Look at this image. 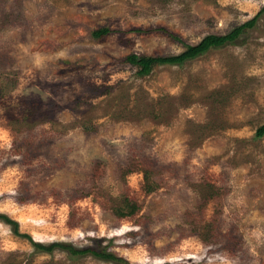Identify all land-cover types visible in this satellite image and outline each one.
Listing matches in <instances>:
<instances>
[{"label":"rangeland","instance_id":"1","mask_svg":"<svg viewBox=\"0 0 264 264\" xmlns=\"http://www.w3.org/2000/svg\"><path fill=\"white\" fill-rule=\"evenodd\" d=\"M264 0H0V264H264ZM254 20L234 43L146 75ZM109 33L93 38L92 32Z\"/></svg>","mask_w":264,"mask_h":264},{"label":"trees","instance_id":"2","mask_svg":"<svg viewBox=\"0 0 264 264\" xmlns=\"http://www.w3.org/2000/svg\"><path fill=\"white\" fill-rule=\"evenodd\" d=\"M264 10V7H263ZM254 20H250L241 26L234 28L231 32L223 36L208 35L205 36L197 45L188 46L187 49L179 55L170 56L167 58H150L145 56L130 55L127 60L131 64H135L139 67L138 74L146 75L151 71V68L156 64H172L180 65L183 62L196 58L197 56L207 52L210 48H218L224 45L234 43L235 40L242 34H245L250 28L254 25ZM109 33L107 28H101L97 31L92 32L93 38H100ZM255 135L257 137L264 136V124L256 128ZM0 220L4 221L6 224L13 226V232L16 235H19L17 230V222L9 219L7 216L0 214ZM29 242L39 251L45 253H51L55 249L67 252L69 258H76L79 256L91 255L95 258L101 260L111 261L115 264L125 263L124 259L117 257L114 254H111L106 251L105 247L89 246V247H75L71 244L60 243V242H51L50 244L37 243L31 239L29 235H23Z\"/></svg>","mask_w":264,"mask_h":264}]
</instances>
